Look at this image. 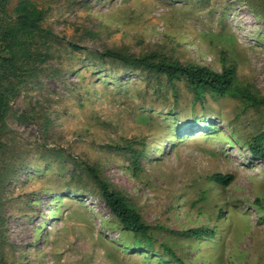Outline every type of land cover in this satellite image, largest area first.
I'll return each mask as SVG.
<instances>
[{"label":"rangeland","instance_id":"374dc122","mask_svg":"<svg viewBox=\"0 0 264 264\" xmlns=\"http://www.w3.org/2000/svg\"><path fill=\"white\" fill-rule=\"evenodd\" d=\"M20 1L9 0L0 18L11 22ZM31 1L60 39L7 119L0 213L8 264H158L132 249L89 167L127 196L156 245L172 246L186 264H264V162L248 146L264 131V108L209 96L194 104L184 83L173 90L99 59L107 50L156 54L221 72L224 57L264 97V21L252 4ZM214 174L234 181L224 188L208 181ZM201 229L216 239L190 236Z\"/></svg>","mask_w":264,"mask_h":264},{"label":"trees","instance_id":"16d2710c","mask_svg":"<svg viewBox=\"0 0 264 264\" xmlns=\"http://www.w3.org/2000/svg\"><path fill=\"white\" fill-rule=\"evenodd\" d=\"M245 1L247 4H252L254 15L264 21V0ZM8 2L9 0H0L1 13H6ZM255 3L258 4L259 9L254 7ZM46 16L47 11L35 2L21 0L11 22H6L3 17L0 18L1 43L4 44L0 50V181L10 173V170L3 173L2 165L6 162L5 157L10 148L5 145L4 139L10 131L7 119L11 104L39 78L41 65L53 58V46L60 39L53 30L44 26ZM226 43L231 42L227 40ZM70 47L79 49L73 44ZM99 59L115 62L128 74H141L150 81L159 83L160 86L165 80L173 90L176 89L177 84L184 83L194 97V104H203L209 96L214 101L235 99L243 103L246 108H264V97L241 81L236 67L228 65L224 57L221 72L199 64L186 65L175 58L156 54L137 57L123 51L107 50L99 55ZM210 134L213 133H206V136ZM132 143H126L128 148H132ZM248 146L251 155L264 162V131L253 137ZM131 152L132 163L135 167H139L140 155L133 149ZM87 172L97 185L101 200L110 209L123 232L133 235V250L145 252L146 255L148 254L147 258L155 256L158 264H186L172 246L165 243L156 245L153 228L144 222L139 211L124 193L113 189L95 168L89 167ZM208 181L226 188L232 184L234 177L214 174L208 178ZM256 203L261 204L259 200ZM1 205L0 198V208ZM4 228L5 220L0 213V264H8L5 257ZM189 233L198 240L216 239L215 231L212 230H192ZM124 251L128 252L130 248Z\"/></svg>","mask_w":264,"mask_h":264}]
</instances>
